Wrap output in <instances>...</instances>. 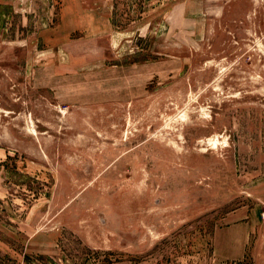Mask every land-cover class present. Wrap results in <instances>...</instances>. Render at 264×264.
<instances>
[{
    "label": "rangeland",
    "instance_id": "obj_1",
    "mask_svg": "<svg viewBox=\"0 0 264 264\" xmlns=\"http://www.w3.org/2000/svg\"><path fill=\"white\" fill-rule=\"evenodd\" d=\"M0 264H264V0H0Z\"/></svg>",
    "mask_w": 264,
    "mask_h": 264
}]
</instances>
